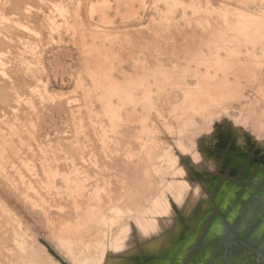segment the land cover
<instances>
[{"label": "rangeland", "instance_id": "374dc122", "mask_svg": "<svg viewBox=\"0 0 264 264\" xmlns=\"http://www.w3.org/2000/svg\"><path fill=\"white\" fill-rule=\"evenodd\" d=\"M77 262L264 264V0H0V264Z\"/></svg>", "mask_w": 264, "mask_h": 264}, {"label": "bare ground", "instance_id": "6f19581e", "mask_svg": "<svg viewBox=\"0 0 264 264\" xmlns=\"http://www.w3.org/2000/svg\"><path fill=\"white\" fill-rule=\"evenodd\" d=\"M81 190H82V189H81ZM74 192H75V191H74ZM77 207H78V206H77ZM79 208H80V205H79ZM79 208H78V209H79ZM77 211H78V210H77ZM77 211H76V212H77ZM42 213H43V212H42ZM83 213H84V212H83ZM85 213H86V212H85ZM47 214H48V213H47ZM90 214H91V213H90ZM42 215H43V214H42ZM42 215H41V216H42ZM42 217H43V216H42ZM64 220H65V219H64ZM50 221H51V220H50ZM52 221H54V220H52ZM45 223H46V222H45ZM53 223H54V222H53ZM59 223H60V219H59ZM54 224H55V223H54ZM62 224H63V223H62ZM65 224H66V222H65ZM63 225H64V224H63ZM68 225H69V224H68ZM59 227H60V226H59ZM53 228H54V227H53ZM62 228H63V227H62ZM60 229H61V228H60ZM77 229H79V228H77ZM61 230H62V229H61ZM56 231H57V230H56ZM62 231H63V230H62ZM68 231H70L69 228H68ZM73 231H74V230H73ZM73 231H72V232H73ZM92 231H94V230H92ZM57 232H59V230H58ZM70 232H71V231H70ZM84 232H85V231H84ZM73 233H74V232H73ZM90 233H91V231H90ZM61 234L63 235L62 232H61ZM66 234H68V233H65V235H66ZM69 234H70V236H71L72 233H69ZM75 234H76V233H75ZM55 235H57V233H56ZM80 235H81V233H80ZM84 235H86V234H84ZM88 235H89V234H88ZM68 236H69V235H68ZM68 236H67V237H68ZM56 237H57V236H56ZM60 237L62 238V237H65V236H59V238H60ZM67 237H66V238H67ZM86 237H87V236H86ZM70 238H71V237H70ZM74 238H75V237H74ZM77 238H78V237H77ZM79 238H80V237H79ZM90 238H91V237H90ZM57 239H58V238H57ZM71 239H72V238H71ZM71 239H70V240H71ZM75 239H76V238H75ZM58 241H60V240H58ZM72 241H73V240H72ZM74 241L76 242V240H74ZM70 243H71V242H70ZM70 243H69V244H70ZM78 243H79V242H78ZM87 244H88V243H87ZM89 245H90V244H89ZM72 246H73V245H72ZM87 246H88V245H87ZM37 247H38V246H37ZM85 247H86V246H85ZM88 247H89V246H88ZM88 247H87V248H88ZM62 248H64V247H62ZM64 249H65V248H64ZM70 249H71V248H70ZM72 249H73V248H72ZM87 251H88V250H87ZM70 253H71V252H70ZM70 253H69V254H70ZM69 254H66V255H69ZM71 255H72V254H71ZM72 256H73V255H72ZM66 258H67V257H66ZM17 259H19V258H17ZM40 260H41V259H40ZM71 260H72V259H71ZM85 260H86V259H85ZM76 261H77V260H76ZM88 261H89V259H88ZM84 262H85V261H84ZM84 262H83V263H84ZM86 262H87V261H86ZM9 263H10V261H9ZM77 263H79V262H77ZM19 264H20V263H19ZM79 264H80V263H79Z\"/></svg>", "mask_w": 264, "mask_h": 264}, {"label": "water", "instance_id": "95a60500", "mask_svg": "<svg viewBox=\"0 0 264 264\" xmlns=\"http://www.w3.org/2000/svg\"><path fill=\"white\" fill-rule=\"evenodd\" d=\"M54 254V253H53Z\"/></svg>", "mask_w": 264, "mask_h": 264}]
</instances>
